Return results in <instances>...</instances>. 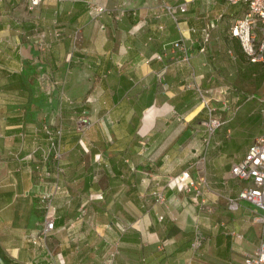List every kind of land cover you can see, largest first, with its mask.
<instances>
[{
    "label": "crops",
    "instance_id": "0c3cea01",
    "mask_svg": "<svg viewBox=\"0 0 264 264\" xmlns=\"http://www.w3.org/2000/svg\"><path fill=\"white\" fill-rule=\"evenodd\" d=\"M89 2L105 10L91 14ZM244 8L227 0H0V264H51L27 237L40 226L34 191L51 168L35 149L46 144L42 123L61 130L46 241L53 264H243L264 240L249 202L226 204L244 184L230 165L264 123L262 106H246L252 97L263 105L262 96L243 89L249 74L259 80L263 62L247 60L227 32ZM178 39L186 60L172 46ZM208 107L221 123L204 144ZM182 170L205 178L197 193L175 184Z\"/></svg>",
    "mask_w": 264,
    "mask_h": 264
},
{
    "label": "built area",
    "instance_id": "2783aa9c",
    "mask_svg": "<svg viewBox=\"0 0 264 264\" xmlns=\"http://www.w3.org/2000/svg\"><path fill=\"white\" fill-rule=\"evenodd\" d=\"M40 0H27V6L32 7L39 3ZM228 2L241 1L244 3V10L240 16L233 18L227 27L229 35L235 37L240 49L251 62L261 61L264 56V0H227ZM180 10L184 9V4L178 6ZM105 10V6L99 3L89 2L88 11L91 14H99ZM208 30L206 27L201 28V38L199 49L202 48L203 42L207 39ZM172 46L181 52L180 59L186 60L187 45L183 39L172 42ZM159 58V54H155ZM249 94L247 97H252ZM264 100V94L261 97ZM264 117V107L261 108ZM221 120L214 116L212 108H207L206 118L202 120L205 135L203 143L207 144L212 131L220 125ZM84 119L80 116L77 118V129L82 132L84 129ZM39 129L43 132L46 140L45 145L37 144L35 149L40 152V158L49 161L50 167L43 169V175L47 176L45 186L34 191V195L41 207V222L35 232L27 234L30 242L42 248L53 264L52 254L46 245V239L51 234L54 227L55 211L51 202L52 196L58 189V173L60 171V159L62 157L60 147L61 130L59 125L50 127L42 123ZM81 142V138H78ZM229 175L233 178L244 181V184L238 190L235 196H228L226 204L229 208H235L238 200H245L253 206L255 211L252 220L260 224L261 234L264 235V123L261 131L253 138L247 147L244 155L239 160L232 162L229 168ZM188 172L182 170L175 177V184L182 185L183 188H192L198 192V185L205 183V178L199 176L196 180L188 178ZM156 197L161 199L162 194L156 192ZM203 235L196 229L193 244L199 245ZM115 249H110L107 254V262H111ZM243 264H264V240L260 239L252 251L246 252L242 258ZM188 264V263H187Z\"/></svg>",
    "mask_w": 264,
    "mask_h": 264
},
{
    "label": "rangeland",
    "instance_id": "374dc122",
    "mask_svg": "<svg viewBox=\"0 0 264 264\" xmlns=\"http://www.w3.org/2000/svg\"><path fill=\"white\" fill-rule=\"evenodd\" d=\"M254 62H263V66H261V69H262L261 74H260L261 77L258 80L257 75L249 74L248 77H251V78L248 80V83H246V82L243 83L245 85V88H243V89H244V91H246L248 93H254L255 96H259V95L262 96L264 94V56H263V60L254 61ZM252 71L255 72V71H257V69H249V72H252ZM255 98L256 97H252V99L246 103V106L248 107L249 110H251L252 113L258 112L257 111L258 106H262V108L264 107V101H261V104H263V105H260L257 102L258 100L255 101L256 100ZM40 209H41V207H40ZM46 241H47V239H46Z\"/></svg>",
    "mask_w": 264,
    "mask_h": 264
}]
</instances>
